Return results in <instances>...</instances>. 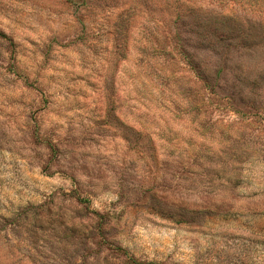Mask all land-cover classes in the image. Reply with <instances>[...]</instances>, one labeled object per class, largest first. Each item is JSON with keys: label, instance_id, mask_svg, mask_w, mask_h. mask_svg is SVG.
<instances>
[{"label": "rangeland", "instance_id": "374dc122", "mask_svg": "<svg viewBox=\"0 0 264 264\" xmlns=\"http://www.w3.org/2000/svg\"><path fill=\"white\" fill-rule=\"evenodd\" d=\"M192 1L0 0V264H264V4Z\"/></svg>", "mask_w": 264, "mask_h": 264}, {"label": "trees", "instance_id": "16d2710c", "mask_svg": "<svg viewBox=\"0 0 264 264\" xmlns=\"http://www.w3.org/2000/svg\"><path fill=\"white\" fill-rule=\"evenodd\" d=\"M149 1L150 0H138L139 4L145 9L147 14L152 16L153 20L156 22L155 24H157V20H159V24H164L166 20L167 22L174 24L173 28H168L167 30L168 37H170L169 39L172 41L171 47L176 49L178 53L182 55V58L189 66L191 65L192 60L185 50V45L188 43L187 40H189V38L182 35L185 32V27H190L192 24V28H196L194 32L200 36L203 35L202 32L213 34L220 26L225 24V21L220 19V16H211L207 13L203 15H196L194 13L196 11V7L194 6V1L192 0H154V4L149 3ZM237 1L242 2L243 4L247 3V5L264 4V0ZM137 4V2L133 1V3L127 6V9H124L125 11L123 12L127 19L132 17ZM122 14L123 13H121V15ZM121 15L118 17L119 19L117 25L122 27L123 19L121 18ZM189 23L191 24L189 25ZM188 31H190V28ZM220 39L221 38H216L214 41L219 42ZM152 48L157 50L158 47L157 45H153ZM115 51L116 50H114V52ZM191 67H194V69L199 71V74L202 75L201 67H198L197 65Z\"/></svg>", "mask_w": 264, "mask_h": 264}]
</instances>
